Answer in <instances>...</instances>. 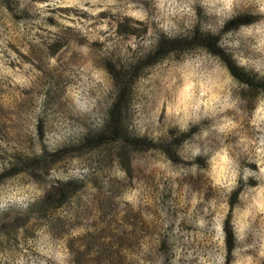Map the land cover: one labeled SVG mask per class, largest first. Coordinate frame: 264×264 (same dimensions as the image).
I'll return each instance as SVG.
<instances>
[{
	"label": "rangeland",
	"instance_id": "1",
	"mask_svg": "<svg viewBox=\"0 0 264 264\" xmlns=\"http://www.w3.org/2000/svg\"><path fill=\"white\" fill-rule=\"evenodd\" d=\"M9 3L0 0V264H224L223 222L238 187L229 264H262L264 95L244 99L204 51L139 61L160 34L185 37L198 23L215 31L244 10L259 19L221 43L262 75L264 0ZM136 63L128 127L154 139L189 133L178 160L132 150L127 165L83 139L121 92L116 70ZM21 160L33 168L2 177ZM65 181L68 197L45 202Z\"/></svg>",
	"mask_w": 264,
	"mask_h": 264
},
{
	"label": "trees",
	"instance_id": "2",
	"mask_svg": "<svg viewBox=\"0 0 264 264\" xmlns=\"http://www.w3.org/2000/svg\"><path fill=\"white\" fill-rule=\"evenodd\" d=\"M3 1H5L10 7L9 0ZM258 19L259 16L257 14L243 10L232 14L222 23L220 28L215 31L203 30L198 23L194 25L192 31L185 37H165L160 34L156 43L157 48L148 53L147 56L143 57L139 62H145L146 60L149 62L155 58L164 57L171 51L174 52V55L176 56L193 53L197 50L207 52L220 60L234 80L240 85L242 89L241 96L244 99L251 101L260 95H264V74L260 75L255 70L239 65L234 60L230 50L221 43V39L224 35L238 30L243 25H249ZM197 22H199V20ZM53 41L54 40L51 42ZM51 45L55 46L52 51L58 48L56 42ZM138 64L139 63L133 64L132 70H126L124 72L123 70H116L115 74L118 76V80L120 79V82H122V85L120 86L121 92H119L117 98L107 110L103 125L96 130H88L84 134L83 139H85V142L90 147L106 149L107 154H117L120 157V160L127 163V165H129L131 159L128 154L130 151L132 153V150L140 152L153 149L166 155H175L174 159L178 160L176 153H178L180 145L187 139V137H189V133L171 129L166 138L158 137V139H154L146 135H139L136 132H132L128 127L125 107L128 100L126 86L131 78L137 74V71L139 70ZM21 161L18 162L21 163L18 164V167L4 172L2 177L16 174L20 171V166H26L27 169L30 167L33 168L34 166L32 163L33 160L27 164L23 161L22 163ZM57 188L58 193H50L45 197V202L51 203L67 198L71 190V182L65 181ZM239 191L240 188L238 187L231 194L229 211L223 222L225 243L224 264L230 263L231 255L235 248L236 239L234 238L231 225V208L237 201ZM159 250L162 261H165L167 259L168 250L164 241L162 242V247L159 246ZM262 264H264V261Z\"/></svg>",
	"mask_w": 264,
	"mask_h": 264
}]
</instances>
